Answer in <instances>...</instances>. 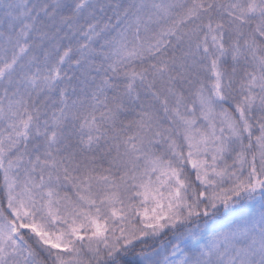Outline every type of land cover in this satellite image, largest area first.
<instances>
[{"label": "snow or ice", "instance_id": "snow-or-ice-1", "mask_svg": "<svg viewBox=\"0 0 264 264\" xmlns=\"http://www.w3.org/2000/svg\"><path fill=\"white\" fill-rule=\"evenodd\" d=\"M0 264H264V0H0Z\"/></svg>", "mask_w": 264, "mask_h": 264}, {"label": "trees", "instance_id": "trees-1", "mask_svg": "<svg viewBox=\"0 0 264 264\" xmlns=\"http://www.w3.org/2000/svg\"><path fill=\"white\" fill-rule=\"evenodd\" d=\"M167 238H165V240H166Z\"/></svg>", "mask_w": 264, "mask_h": 264}]
</instances>
